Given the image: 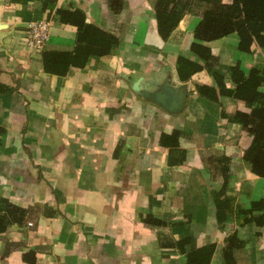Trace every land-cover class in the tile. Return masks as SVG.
Listing matches in <instances>:
<instances>
[{
    "label": "crops",
    "instance_id": "1",
    "mask_svg": "<svg viewBox=\"0 0 264 264\" xmlns=\"http://www.w3.org/2000/svg\"><path fill=\"white\" fill-rule=\"evenodd\" d=\"M155 3L0 0V84L8 89L0 94V197L27 210L22 226L0 234V264H27L22 255L29 252L35 264H186L163 243L189 237L195 248L214 244L210 264H225L222 251L233 234L244 243L235 264H264V226L240 225L238 214L264 200V179L241 159L252 139L233 122L250 109L219 95L212 73L182 82L176 71L179 56L203 65L189 52L192 42L201 44L234 90L230 68L238 66L244 78L255 68L264 76V49L254 44L241 52L235 33L193 40L199 10L162 40ZM58 10H78L114 35L113 51L65 77L44 73L42 51L70 52L76 44L75 27L62 24ZM40 20L49 22L48 40L42 51L29 50L27 26ZM197 86L215 88L217 101L199 95ZM173 131L180 132L179 148L169 154L159 140ZM225 173L221 199L230 204L219 226L214 194ZM146 215L166 226L144 225L139 216Z\"/></svg>",
    "mask_w": 264,
    "mask_h": 264
},
{
    "label": "trees",
    "instance_id": "2",
    "mask_svg": "<svg viewBox=\"0 0 264 264\" xmlns=\"http://www.w3.org/2000/svg\"><path fill=\"white\" fill-rule=\"evenodd\" d=\"M112 9H115L111 2ZM120 7L117 8V11ZM199 10L201 21L193 31V40L209 43L230 34L239 37L238 49L248 53L255 44L264 49V0H156L154 5V17L157 24V32L162 40H167L176 29L180 20L186 13ZM57 15L62 24H67L76 29V44L72 51H42L41 64L44 73L56 77H65L71 68L83 69L90 57H103L109 55L117 38L111 33L100 30L89 24L85 15L78 11L58 10ZM189 52L193 57L203 62V65L191 59L179 56L176 61V71L180 81H188L194 74L206 70L212 73L218 88V94L232 97L242 101L250 109L248 114L236 113L233 122L240 125L251 137L250 146L243 152L242 161L250 172L264 179V94L259 92V87L264 84V76L261 69L251 70L248 77L244 78L238 66L230 68V80L235 85L234 90L226 89L222 76L213 71L215 58L208 47L192 42ZM199 95L210 101H217L215 88L197 86ZM7 88L0 84V94H5ZM4 129L0 127L1 136ZM179 131L171 134H162L159 144L168 148L169 154L179 148ZM224 184L226 183V173ZM226 184L220 192L214 194L217 209V221L219 226L226 219V211L229 209L230 200L222 198ZM257 211L256 216L253 213ZM27 210L23 207L0 197V234H4L10 228L20 227L25 221ZM243 217L240 225L254 223L258 227L264 226V200L251 204L249 210H241L238 213ZM251 217H247L248 215ZM140 222L149 227H163L166 223L154 219L151 215L139 216ZM236 234L226 240L222 251L225 264H235V251L242 247ZM195 239L192 237L178 240L174 243H163L164 248H174L185 257L186 264H210L215 251L214 244H208L201 248H195ZM188 248V249H187ZM188 250V251H187ZM22 260L27 264H35L34 253L22 255Z\"/></svg>",
    "mask_w": 264,
    "mask_h": 264
},
{
    "label": "built area",
    "instance_id": "3",
    "mask_svg": "<svg viewBox=\"0 0 264 264\" xmlns=\"http://www.w3.org/2000/svg\"><path fill=\"white\" fill-rule=\"evenodd\" d=\"M48 37L49 22L45 20L34 21L27 26L23 43L29 50L42 51Z\"/></svg>",
    "mask_w": 264,
    "mask_h": 264
},
{
    "label": "water",
    "instance_id": "4",
    "mask_svg": "<svg viewBox=\"0 0 264 264\" xmlns=\"http://www.w3.org/2000/svg\"><path fill=\"white\" fill-rule=\"evenodd\" d=\"M0 30H1V26H0ZM183 99V98H182ZM181 99V101L180 102H178L177 104H175V108L176 109H181L182 108V106H183V103H184V99L182 100ZM153 100H156V101H161V98H159V97H155ZM181 107V108H180Z\"/></svg>",
    "mask_w": 264,
    "mask_h": 264
},
{
    "label": "rangeland",
    "instance_id": "5",
    "mask_svg": "<svg viewBox=\"0 0 264 264\" xmlns=\"http://www.w3.org/2000/svg\"><path fill=\"white\" fill-rule=\"evenodd\" d=\"M45 47V46H44Z\"/></svg>",
    "mask_w": 264,
    "mask_h": 264
}]
</instances>
